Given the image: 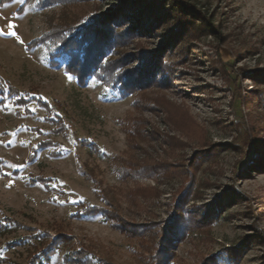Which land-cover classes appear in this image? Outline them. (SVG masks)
I'll list each match as a JSON object with an SVG mask.
<instances>
[{"label": "rangeland", "instance_id": "1", "mask_svg": "<svg viewBox=\"0 0 264 264\" xmlns=\"http://www.w3.org/2000/svg\"><path fill=\"white\" fill-rule=\"evenodd\" d=\"M121 1L135 0H29L22 12L23 0L0 4V82L49 105L12 104L2 93L0 225L17 224L0 227V264H28L43 233L69 238L45 264H65L69 247L81 246L92 264H153L155 229L183 188L185 219L194 206L200 216L211 207L215 218L175 240L165 264H264V169L248 167L258 156L249 134L264 141L256 97L264 85L244 77L264 71V0H183L214 32L184 31L173 43L172 20L127 35L122 21L111 30L122 38L80 82L64 57L50 62L57 45ZM146 53H158L162 66L140 82ZM142 164L159 166L156 176L132 178L127 167ZM217 198L222 206L207 205ZM80 204L113 209L119 226L101 212L79 214Z\"/></svg>", "mask_w": 264, "mask_h": 264}, {"label": "trees", "instance_id": "2", "mask_svg": "<svg viewBox=\"0 0 264 264\" xmlns=\"http://www.w3.org/2000/svg\"><path fill=\"white\" fill-rule=\"evenodd\" d=\"M9 1L11 0H0V4ZM28 1L29 0H23L21 6L17 9V12H22L25 4ZM98 17L99 16H97V18ZM94 20H96V18ZM170 20L174 22L173 26H175V30L173 31L169 43L179 40L184 31L193 35L194 33L192 32H195L196 30H202L210 33L214 32L211 24L207 22L204 16L194 12V9L190 8V5L183 0H135L134 2L121 1L120 6L111 15L101 19L100 22L95 23L92 26L90 24V26H88V24H84L85 27H83V30L79 32L78 35L73 34L61 45H57L56 49L54 50L55 52L53 51V53L51 52L52 54H49L50 62L56 65L59 63L56 60V57H64L65 70L69 74L75 76L77 82L83 81L88 77V75L93 74L96 68L100 67L99 61L101 58H103V55H105L108 48L119 42V37H121L120 34L113 36L111 35V30L116 29L118 23L125 21L128 24L129 27L123 32V35H127L135 32L138 34L151 33V30L156 29L157 25L167 24ZM137 25H139V27H134ZM36 44L37 41H33L27 44L26 47L31 48ZM144 56L145 57L143 58L142 62L144 67L141 66L142 68H137L139 72H136L137 76H135L136 79L140 77L138 80L140 82L151 79L155 71L160 70L162 66L161 61L158 60V53H146ZM244 77L250 78L255 85H264V71L262 70L253 71L251 74L245 73ZM130 82H135V80L132 77L129 79L127 78V80L124 81V84H130ZM4 90L7 91L6 96L14 95L12 104L26 106L30 101H36L37 104H41L45 108L49 107V105H47L46 102L40 100V98H29L26 95H21L16 90V88H13L7 83L1 82L0 103H4L5 101V97L2 96ZM256 97L264 112V90H257ZM25 110L26 112L28 111L26 108ZM53 122L58 125V127H62L58 119L53 120ZM133 136L137 137V135L134 134ZM249 138L252 142L251 150L252 152L257 151L258 156L256 157L254 155L251 158L248 167L253 170L264 169V141H261L259 138H252L250 134ZM89 145L90 147L93 146L91 143H89ZM158 167L159 166L153 164H142L140 166H131L125 169L128 171L129 175H132V178H136L138 176L155 177V172L159 169ZM163 171L166 175L168 169L163 168ZM44 181L45 180L40 177L31 176L29 178L30 183H44ZM180 193L182 196L179 197L176 204H174L170 217L163 224H160L162 226H159L155 229V232H158L160 236L152 256L153 264H165L168 260L172 259L171 257H173V254L170 252V248L173 243H175V240L183 238L190 229H195L200 223L215 218L213 216L215 213H213L211 207L204 209L202 211V216H200V214H197L198 208L194 206V211H191L187 214L186 220L183 217V210L180 208V206L186 203L188 199L186 195H188V192L187 190L185 191V188H183ZM223 199L226 203L233 201L235 199L234 192L233 195L227 196ZM222 201L223 200L221 198H217L214 202H208L207 205H216L219 207L222 206ZM80 207L81 210L79 214L95 215L101 212L102 218L108 221L110 220L112 225L115 227L119 226L120 219L114 214L113 209L109 210L87 204H80ZM9 222L14 223V225L17 224L16 222L4 219L1 221L0 227L4 228L6 224H9ZM37 237L39 239L38 249L36 253L30 254L28 264H45V262H48L50 260V256L55 252L58 243H64L68 245L67 240L69 239L66 235L61 236V234H58L56 237L49 240L50 237L46 236V233L41 235L39 234ZM69 248L70 250L63 256L65 264H92L90 259L86 258L88 255L87 249L83 248L82 246L81 248H78V250H74L72 247ZM209 259L206 258L205 260H202L200 264H215L213 257H210ZM100 262L101 264H112L102 258H100Z\"/></svg>", "mask_w": 264, "mask_h": 264}, {"label": "snow or ice", "instance_id": "3", "mask_svg": "<svg viewBox=\"0 0 264 264\" xmlns=\"http://www.w3.org/2000/svg\"><path fill=\"white\" fill-rule=\"evenodd\" d=\"M11 26V25H10ZM3 31V29H0V32H2ZM12 35H15V33H11Z\"/></svg>", "mask_w": 264, "mask_h": 264}]
</instances>
